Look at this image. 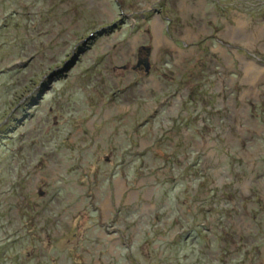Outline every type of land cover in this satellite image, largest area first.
Segmentation results:
<instances>
[{
  "label": "rangeland",
  "instance_id": "374dc122",
  "mask_svg": "<svg viewBox=\"0 0 264 264\" xmlns=\"http://www.w3.org/2000/svg\"><path fill=\"white\" fill-rule=\"evenodd\" d=\"M0 264H264V0H0Z\"/></svg>",
  "mask_w": 264,
  "mask_h": 264
},
{
  "label": "trees",
  "instance_id": "16d2710c",
  "mask_svg": "<svg viewBox=\"0 0 264 264\" xmlns=\"http://www.w3.org/2000/svg\"><path fill=\"white\" fill-rule=\"evenodd\" d=\"M176 245H177V243L174 242V243H170V244L168 245V247H169L171 250H174V249H176Z\"/></svg>",
  "mask_w": 264,
  "mask_h": 264
},
{
  "label": "water",
  "instance_id": "95a60500",
  "mask_svg": "<svg viewBox=\"0 0 264 264\" xmlns=\"http://www.w3.org/2000/svg\"><path fill=\"white\" fill-rule=\"evenodd\" d=\"M145 66H146V68H147V66H148V65H147V62L145 63Z\"/></svg>",
  "mask_w": 264,
  "mask_h": 264
}]
</instances>
